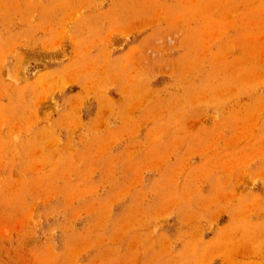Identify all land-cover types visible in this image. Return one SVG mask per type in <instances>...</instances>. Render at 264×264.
<instances>
[{"label":"rangeland","instance_id":"374dc122","mask_svg":"<svg viewBox=\"0 0 264 264\" xmlns=\"http://www.w3.org/2000/svg\"><path fill=\"white\" fill-rule=\"evenodd\" d=\"M0 264H264V0H0Z\"/></svg>","mask_w":264,"mask_h":264}]
</instances>
